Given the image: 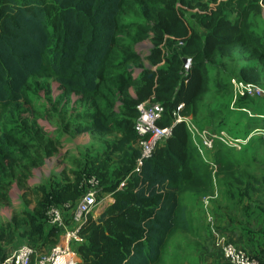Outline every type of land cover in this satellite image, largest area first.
<instances>
[{"label": "trees", "instance_id": "1", "mask_svg": "<svg viewBox=\"0 0 264 264\" xmlns=\"http://www.w3.org/2000/svg\"><path fill=\"white\" fill-rule=\"evenodd\" d=\"M261 3L264 0L241 4L243 11L231 19L226 2L217 0H0L1 107L20 109L30 101L28 88L33 77L51 76L66 95L74 93L89 103L71 121L75 131L120 134V145L112 146L104 157H90L74 179L66 178L45 190L35 212L26 213L31 246L46 252L60 241L61 229L48 223L50 207L69 204L72 214L87 191L84 178L95 176L100 182L98 199L110 194L113 200L83 225L84 241L76 246L79 260L72 264H165L174 234L189 229L191 211L184 194L195 198L214 194L219 184L226 187L224 196L232 203L228 221L247 234L258 253L241 247L264 264V208L260 214L253 208L255 198L264 196V175L257 178L246 170L239 171L228 153L242 151L244 158L253 137L239 150L218 143L210 154L218 164L214 177L186 124L174 123L175 112L188 116L203 113L221 122L202 127L224 129L228 119L221 110L213 109L218 105L210 107L208 113L199 106L208 88V63L217 55L235 51L245 56L251 51L250 58L261 63L252 73L258 83L262 81L264 31L258 26L261 17L252 21L248 10L261 13ZM127 12L135 15L130 21H124ZM145 38L153 42L146 56L148 65L135 47ZM187 58L191 59L189 69ZM135 69L140 70L138 76L133 75ZM146 101L164 106L159 124L173 125V134L136 169L141 150L136 147L139 135L135 125L138 106ZM182 103L184 107L178 110ZM61 142L60 138L44 136L27 121L3 132L0 204L11 203L3 190L9 181L2 173L29 177L45 156L58 152ZM20 144L34 147L40 154L30 156L16 148ZM118 150L120 160L111 170L109 159ZM19 160L25 161L20 172L11 169ZM234 211L239 213L234 215ZM251 215H255L254 224ZM218 226L228 234L225 224Z\"/></svg>", "mask_w": 264, "mask_h": 264}, {"label": "rangeland", "instance_id": "2", "mask_svg": "<svg viewBox=\"0 0 264 264\" xmlns=\"http://www.w3.org/2000/svg\"><path fill=\"white\" fill-rule=\"evenodd\" d=\"M253 1L217 0L220 3L226 2L225 10L231 19H235L243 11L242 5L247 6ZM248 10H250L249 16L252 21L261 17V13L254 8ZM134 17V14L127 12L124 21H130ZM262 18H264L263 15ZM258 26L261 27V31L262 29L264 31V25L258 24ZM125 37L130 39L129 32L125 33ZM152 46L153 42L150 38L135 43L136 49L147 65L149 61L146 56ZM250 53L251 51H246L244 56L234 51L229 55H217L208 63L210 70L208 88L203 92L199 106L203 112L208 113L210 107L218 105L213 109L221 110L222 116L227 117L228 120L224 126L226 131L241 137L252 135L253 140L248 144L247 156L241 158L242 151L229 150V158L233 160L234 167H237L239 171L246 170L248 175L253 174L261 178L264 175V136L258 134V129L264 128V73H262V81L258 83L252 69L256 66L261 67V63L256 57L250 58ZM135 71L138 74L140 72L139 69ZM248 71L251 73L245 78L244 73ZM234 79L255 85L256 91L243 93L233 83ZM28 95L30 101L24 103L20 109L4 110L0 105V141L5 130L27 121L40 128L44 136L60 138L62 142L56 154L45 156L41 164L32 168L29 177L18 178L11 176L9 172L2 173L3 177L9 181L3 190L11 197V203L0 204V258L13 253L23 245H33L27 234L30 226L26 213L35 212L37 202L43 199L45 190H49L66 178L74 179L77 171L83 169L90 157H104L105 152L111 150L112 146L114 147L117 143L120 145V134L116 132H78L70 126L71 121L77 118L78 113L88 107L89 103L74 93L66 95L54 77H33L28 88ZM190 116L200 126H216L221 122V119L213 121L206 118L203 113ZM16 131L19 135H23L20 130ZM16 148L23 149L30 156L40 154L36 148H27L25 144H20ZM120 157L119 150L111 154L109 159L111 170L118 165ZM18 163V166L11 169L20 172V165H24L25 161L19 160ZM248 175H244L245 180H248ZM225 188L218 184V196L212 200L211 205L212 213L217 219L222 220L229 219L227 216L232 214L230 212L232 203L224 196ZM108 195L105 194L101 202L93 209V215H98L105 208L109 200ZM199 197L184 194V202L191 211L189 229L187 231L181 229L174 234L166 250L165 264H225L211 236L210 222L203 207V197ZM255 199L257 204L255 203L253 208L257 214H260L258 211L264 208V196L259 200ZM44 203L48 204L47 201ZM64 211L66 217H70L72 208H65ZM238 213L239 211H234V215ZM258 217H260L258 220L261 219V216ZM22 219L24 220L21 222ZM217 223L224 226L218 220Z\"/></svg>", "mask_w": 264, "mask_h": 264}, {"label": "built area", "instance_id": "3", "mask_svg": "<svg viewBox=\"0 0 264 264\" xmlns=\"http://www.w3.org/2000/svg\"><path fill=\"white\" fill-rule=\"evenodd\" d=\"M139 74L136 71L133 72L134 76H138ZM233 83L243 93L256 91L253 84L235 79ZM257 91L261 92L260 89H257ZM183 107L184 104L182 103L178 106V110ZM138 108L140 114L135 128L139 135L138 146L141 150V155L138 158L136 169L142 165L145 159L150 158L154 154L161 143L173 134V125L163 126L159 124L164 113V106L161 103L146 101L139 104ZM178 122L186 124L193 144L204 160L210 164L214 177L218 171V164L210 154L216 150L218 143L241 149L252 137V135L247 137L236 136L230 134L225 129L214 130L209 127H202L195 123L191 116L175 112L174 123ZM258 134L264 136V128H259ZM84 182L87 185V191L77 203L70 219H67L64 213L65 208H68L69 204L50 207L48 223L56 225L61 229L60 241L57 244L53 245L46 252H40L36 247L31 245H23L13 253L1 257L0 264H72L77 257L76 246L84 241L81 229L93 209L102 200L98 199L100 190L99 179L95 176H86ZM217 196V188L214 194L205 195L203 197V207L210 222L215 244L221 252L223 260L230 264H261L258 258L230 240L228 234L219 228L217 218L211 210L212 200L217 198Z\"/></svg>", "mask_w": 264, "mask_h": 264}, {"label": "crops", "instance_id": "4", "mask_svg": "<svg viewBox=\"0 0 264 264\" xmlns=\"http://www.w3.org/2000/svg\"><path fill=\"white\" fill-rule=\"evenodd\" d=\"M261 6L262 7H261V20L260 21H261L262 25H264V18H262V15L264 16V3H261ZM108 196H109V198H108L109 200H108V203L105 205V207L113 200V197L110 194ZM230 212H231V210H230ZM91 215L93 217L98 216V215H93V213ZM229 216L230 215H228L227 217H229ZM254 216L255 215L250 216V222L252 224L255 223V221H254L255 217ZM241 217H244L243 214L241 215ZM67 218L69 219L70 217H67ZM247 220H249V219H247ZM223 223L225 224L226 228L228 229L229 237L233 242L239 244L240 246L246 247V249H248L252 253H255V254L258 253V249L253 245L252 241L249 240L247 234L246 233L244 234L238 226H236V225L234 226L231 222L228 221V219L223 220ZM77 260H79L78 254H77L75 261H77Z\"/></svg>", "mask_w": 264, "mask_h": 264}, {"label": "water", "instance_id": "5", "mask_svg": "<svg viewBox=\"0 0 264 264\" xmlns=\"http://www.w3.org/2000/svg\"><path fill=\"white\" fill-rule=\"evenodd\" d=\"M190 63H191V59H189V58L185 59V66H186L187 69H189Z\"/></svg>", "mask_w": 264, "mask_h": 264}]
</instances>
